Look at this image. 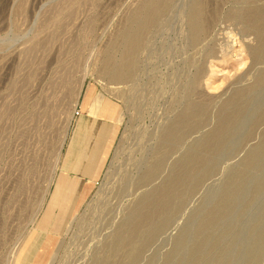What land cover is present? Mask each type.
<instances>
[{"label":"rangeland","instance_id":"374dc122","mask_svg":"<svg viewBox=\"0 0 264 264\" xmlns=\"http://www.w3.org/2000/svg\"><path fill=\"white\" fill-rule=\"evenodd\" d=\"M142 1L0 0V264H37L48 239L53 244L44 264H94L108 256L118 228L142 197L162 185L174 164L232 114L223 104L264 71V57L255 55L260 36L245 32V18L232 16L241 7H264V0H205L215 12V25L196 44L189 42L184 23L187 0H173L146 33L135 76L108 84L101 75L102 57L120 43L118 30ZM83 96V105L97 117L113 119L117 131L85 199L80 202V194L68 188L53 206L63 141ZM263 98L264 87L253 95L229 145L215 156L212 171L185 194L169 224L134 264H264V159L241 181L233 209L209 230L208 253L194 261L206 213L234 186V174L262 140L264 118L256 127L252 122ZM190 102L204 106L196 117L199 125L143 181L161 157L168 126ZM257 185L263 186L255 192ZM50 207L52 224L37 228Z\"/></svg>","mask_w":264,"mask_h":264},{"label":"bare ground","instance_id":"6f19581e","mask_svg":"<svg viewBox=\"0 0 264 264\" xmlns=\"http://www.w3.org/2000/svg\"><path fill=\"white\" fill-rule=\"evenodd\" d=\"M172 1L173 0H145L144 2L142 1L143 3L141 2V4H139V6L136 9H133L130 12L131 16H128V18L129 17L130 18L129 20H127V23L125 22L126 26L121 31L118 30L119 35L117 34V36L119 37L118 39L120 40L118 39L117 40L120 41V43L118 42L119 44H116L115 46L112 45L108 49V52H106L107 54L105 53L106 56L102 57L103 61L101 66L102 67L101 75L103 78H106V80H108V84L127 81L135 76L136 71L134 69L137 65L136 62L137 61L139 62V60H137L136 55L140 51V48L143 45L145 46L144 39H146L145 37L146 33L149 32L148 30L153 25L156 26L162 14L166 11V9L170 7L169 4L173 3ZM212 6L214 5L212 4ZM183 12H184V18L186 20L184 23L186 25L187 37L189 42L191 44H196L200 42L202 39H204V37L206 39L215 25V20H214L215 16H213L215 12H213V9L210 8L209 4H207L205 0H187ZM232 16L238 19L245 18L246 19L244 23L246 28L244 29L245 32H255L260 36L261 43L259 46L255 48V55L257 56L258 59L263 58L264 57V7L251 6V5L245 8L241 7L239 8V10L238 9L235 10L232 13ZM232 32L233 31H231L230 33ZM234 34L235 33H233L232 36ZM235 37L238 36L235 35ZM225 47L226 46H224L222 50L227 49ZM116 51L120 52L119 57L116 56L115 54ZM224 55H226V53H224ZM176 74H178V72ZM256 79L257 80H255L254 84L251 87L245 89L240 88L233 94V96L228 101H226L223 104L224 109L231 108L232 114L227 115L226 113L227 116H224L221 119L219 125L210 134H208L207 137L202 142H200L196 146L194 145L195 147L189 149L184 154V156L174 164L171 173L166 178L164 183L159 187H157L155 190L144 195L139 203L137 202L138 204L132 210L128 219L118 228L117 236L115 237V240L111 246L109 255L102 259H99L97 257L98 259L95 262L96 264H134L138 260V258H140L143 248L147 246L155 238V236L160 231L164 230L163 228H165L169 224L174 211L181 204H183L185 194L190 193V191L196 188V186H198L201 183L205 175H208L212 171L215 165V161H216L215 159L218 158V157L215 158V156L220 154L224 149H226L227 145H229L228 143L230 142L231 138L234 136L235 132L241 125L243 118L248 112V108L251 99L253 98V95L260 88L264 87V71L260 75H258V78ZM83 83L84 81L81 83V87L77 93V96H79L82 92ZM104 83L107 84V82ZM100 98L102 99L100 100V102L103 103L105 99L103 98V96H100ZM203 111H204V106L201 103L196 104L190 102L186 110L179 116V118L172 125L168 126L161 141V146H160V148L162 149L161 157L157 164L155 163V165H151V167L147 169V171L142 176L143 181H146L150 179L153 175H155L157 171L160 169L161 164L163 163L165 157L164 154L167 151H170V149L171 150L174 149L179 143H181L184 140V137L185 135H187L186 133L188 131L199 125L200 119H197L196 117L202 115ZM263 118H264V106L258 112V117L255 119L254 122H252L253 125H255L256 127L257 124ZM117 120L119 122L120 116L118 117ZM262 133H263L261 136L262 140L260 144L257 145L256 147H253V149H251L248 157H246V159L244 160L243 168L239 170L236 174H234L233 176V183H235L234 186L225 189V191L222 194L221 200L219 201L220 203L218 202V205L215 208L209 210L206 213L203 222L200 224L198 228V232L202 237L201 239H199L200 241L198 240L199 242L197 241L198 243L194 247V252H195L194 261H198L204 254L206 255L208 253V250H206L207 244H210L207 243V240L209 241L210 239L208 236L209 234L208 232H210L211 231L210 229L220 221V217H222L221 216L222 213L229 212L233 209L236 203V199H235L236 190L238 191L239 188L241 187L242 184L241 181L246 180L244 178H246L248 173L252 171L254 168L258 167V165L264 159V131ZM262 186L257 185L255 188V192L260 191ZM213 229L214 228H212V230ZM158 236L159 235H157L156 237Z\"/></svg>","mask_w":264,"mask_h":264},{"label":"crops","instance_id":"0c3cea01","mask_svg":"<svg viewBox=\"0 0 264 264\" xmlns=\"http://www.w3.org/2000/svg\"><path fill=\"white\" fill-rule=\"evenodd\" d=\"M84 96L78 104V114L75 113L73 116L68 136L65 137L64 151L58 169L62 177L57 181L56 189L51 196L53 206L68 188L71 189V194L76 192L80 194V202L83 201L90 183L101 174L112 149L117 123L107 116L97 117L98 113L92 112L89 109L90 105H83ZM68 177H72L74 183H69ZM52 207L38 222L37 228L47 229L52 224L50 223ZM52 244L53 240L48 239L45 250L38 257L37 264H44L45 254L49 253ZM17 263L16 261L15 264Z\"/></svg>","mask_w":264,"mask_h":264},{"label":"built area","instance_id":"2783aa9c","mask_svg":"<svg viewBox=\"0 0 264 264\" xmlns=\"http://www.w3.org/2000/svg\"><path fill=\"white\" fill-rule=\"evenodd\" d=\"M79 111H76L75 113L78 114Z\"/></svg>","mask_w":264,"mask_h":264}]
</instances>
